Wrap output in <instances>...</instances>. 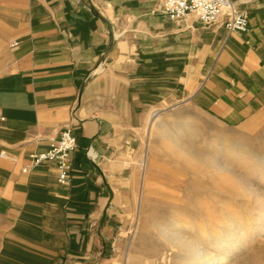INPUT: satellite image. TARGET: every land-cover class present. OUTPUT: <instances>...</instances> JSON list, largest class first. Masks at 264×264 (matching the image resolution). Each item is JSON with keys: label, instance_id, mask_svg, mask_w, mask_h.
I'll use <instances>...</instances> for the list:
<instances>
[{"label": "crops", "instance_id": "0c3cea01", "mask_svg": "<svg viewBox=\"0 0 264 264\" xmlns=\"http://www.w3.org/2000/svg\"><path fill=\"white\" fill-rule=\"evenodd\" d=\"M233 1L245 32L171 20L162 0H0V264L107 263L152 109L239 123L264 106V0ZM65 128L62 184L31 163Z\"/></svg>", "mask_w": 264, "mask_h": 264}, {"label": "rangeland", "instance_id": "374dc122", "mask_svg": "<svg viewBox=\"0 0 264 264\" xmlns=\"http://www.w3.org/2000/svg\"><path fill=\"white\" fill-rule=\"evenodd\" d=\"M144 154L145 179L140 167ZM220 157L227 167H219ZM126 161L136 173L134 205L118 208L122 221L117 223L106 264H157L162 253L169 252L158 232L163 226L178 230L212 254L219 253L226 226L245 239L246 251L236 264H264V229L257 226L264 209L254 204L247 189L253 185L264 195V168L258 167L264 161V106L239 123L216 119L179 101L166 109H152L139 155H129ZM237 242L223 247L224 261L238 254ZM169 264L184 262L174 257Z\"/></svg>", "mask_w": 264, "mask_h": 264}, {"label": "built area", "instance_id": "2783aa9c", "mask_svg": "<svg viewBox=\"0 0 264 264\" xmlns=\"http://www.w3.org/2000/svg\"><path fill=\"white\" fill-rule=\"evenodd\" d=\"M162 6L171 20L179 21L193 14L205 25L222 22L229 33L245 32L248 29V13L233 0H162ZM11 48H17L19 41L14 40ZM77 137L71 128H65L53 139L47 151L32 156L31 165L44 161H54L59 171V182L66 184L69 180V162L71 152L76 150ZM4 155V154H2ZM29 166H26V170Z\"/></svg>", "mask_w": 264, "mask_h": 264}, {"label": "bare ground", "instance_id": "6f19581e", "mask_svg": "<svg viewBox=\"0 0 264 264\" xmlns=\"http://www.w3.org/2000/svg\"><path fill=\"white\" fill-rule=\"evenodd\" d=\"M163 133L166 134V131H163ZM181 148L182 150L186 149L185 147H181ZM209 160L211 159L209 158ZM220 160H221V163L219 164V167L221 168L227 167V163H225L221 157H220ZM257 160H259V158ZM140 164H141V168L143 171V177L145 179L146 172H147L146 171L147 170V154L144 155V158H142ZM215 164L217 165V163ZM258 167L264 168V161H262V164L260 163ZM247 189L253 195L254 204L264 209L263 193L259 191V189L254 188L253 185L248 186ZM143 205H144V195H141L140 200H139V211L141 212L143 211ZM262 216L263 217H260L258 219L257 226L260 227L261 229H264V215ZM173 223L174 225H177L175 221H173ZM232 225L235 226L234 223ZM222 228L226 236L219 243V245L221 246V249L219 248L220 249L219 253L212 254L208 251L206 247L200 246L195 240L185 236L184 234H181L178 230L172 231L169 227H166V226L161 227L158 231L160 232V235L163 238L161 242H164V244H167L169 246L168 247L169 252L168 253L163 252L157 264H169L174 257L179 259V261L184 262V264H236L237 261H239L240 259L239 255L243 254L246 251L245 244H244L245 239L243 240L241 237H239L238 236L239 233L237 231H234L232 233V232H228V230L226 229L227 228L226 226H223ZM211 237L212 239L216 238L214 235ZM232 241H238L241 243L240 246L235 247V249L238 250V254H235L232 260L224 261L223 257H221V254L224 251L223 247H225V245L229 244Z\"/></svg>", "mask_w": 264, "mask_h": 264}]
</instances>
